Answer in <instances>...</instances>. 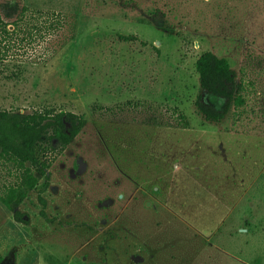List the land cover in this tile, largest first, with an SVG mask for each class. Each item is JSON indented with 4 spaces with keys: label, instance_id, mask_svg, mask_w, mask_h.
<instances>
[{
    "label": "rangeland",
    "instance_id": "rangeland-1",
    "mask_svg": "<svg viewBox=\"0 0 264 264\" xmlns=\"http://www.w3.org/2000/svg\"><path fill=\"white\" fill-rule=\"evenodd\" d=\"M5 1L66 15L76 38L4 63L0 111L88 124L49 171L53 224L39 215L44 181L19 209L28 225L0 203V264H264V0ZM206 52L246 88L220 124L195 107ZM13 181L0 164V196Z\"/></svg>",
    "mask_w": 264,
    "mask_h": 264
},
{
    "label": "trees",
    "instance_id": "trees-1",
    "mask_svg": "<svg viewBox=\"0 0 264 264\" xmlns=\"http://www.w3.org/2000/svg\"><path fill=\"white\" fill-rule=\"evenodd\" d=\"M75 38V23L62 13L0 1V67L25 47L45 46L53 57ZM119 40L137 41L130 36H120ZM195 69L201 93H208L225 103L224 110L218 111L203 101L202 94L199 95L195 107L206 122L220 124L232 108L239 110L246 106L244 82L237 80L226 59L206 52L198 58ZM127 106L133 110L139 108L131 103ZM93 110L112 117L124 111L123 108L102 107ZM175 113L187 128L186 117L178 109ZM87 124L84 116L56 113L51 109L26 114L0 111V164L14 176L13 183L0 196V203L13 215L16 223L29 224L28 216L19 209L42 181L44 184L37 198L41 206L39 215L48 224L55 222L47 214L48 203L43 197L50 187L49 171L84 132Z\"/></svg>",
    "mask_w": 264,
    "mask_h": 264
}]
</instances>
